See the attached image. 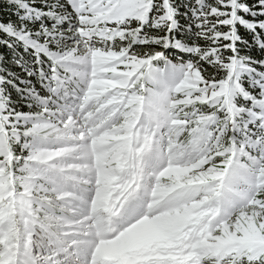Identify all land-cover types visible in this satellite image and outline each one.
<instances>
[{
	"label": "rangeland",
	"instance_id": "374dc122",
	"mask_svg": "<svg viewBox=\"0 0 264 264\" xmlns=\"http://www.w3.org/2000/svg\"><path fill=\"white\" fill-rule=\"evenodd\" d=\"M106 76L110 81L111 74ZM94 79L90 70L83 74L78 71L53 90L56 96L77 102L80 112V116L76 113L78 121L67 117V113H62L59 108L52 111L51 107L49 111L47 101L43 108L46 112L24 120L28 126L25 131L11 125L12 133L8 136L5 126L0 127V264H35L30 262V254L35 255L33 258L39 255L35 244L39 248L37 242L46 244L51 241L49 236L43 235L47 228L39 229L40 232H34L36 227L24 231L22 226H26L28 219L21 212L22 226H12L10 184L13 181L8 174L12 141L18 143L30 159L13 161L19 208L45 215L60 230L62 240L79 237L77 242L81 247L89 244L91 254L100 243L98 257L121 258L124 251L143 249L145 245H153L154 240L163 249L164 238L169 235L167 243L172 242L175 248L172 253L175 261L172 264H247L241 253L233 250L231 242L239 239L258 240L259 233L254 225H249L242 235H237L240 229L236 224L245 211L252 210L253 203L244 210L234 214L228 212L225 216V210L232 204L229 197L235 190L234 185L228 183L223 198L217 199L220 190L216 182L224 169L220 170V164L213 162L221 158L228 162L230 154L233 157L237 151L240 153L237 145L232 152L228 150L229 134L211 129L207 136L201 137L198 130L204 125L195 117L200 105L185 104L188 110L180 111L184 104L175 103L178 98L174 93L159 100L148 91L134 93L131 89L113 87L107 81L94 84ZM139 87L145 86L141 84ZM82 128L87 129L84 131ZM81 131H84L85 137ZM42 140H45V144L40 143ZM62 141L64 145L60 146ZM72 142L75 143L70 145ZM46 143L51 146L48 147ZM92 143L94 154L90 157L89 147ZM69 156L75 159L68 161L69 165L89 158L84 168L87 172L92 171L87 166L96 162L97 188L106 189V201L112 207L118 206L122 195L142 187V202L132 205L139 209V217L134 216V211L127 225L107 231V221L117 218L124 204L120 209L103 210L104 199L98 195L96 197H100L103 203L98 202L92 207L90 202L74 203L76 189L82 184L78 183L80 181L74 182L68 191L72 182L58 174L59 164L56 165L60 158ZM248 156L251 154L248 153ZM60 168L69 170L63 165ZM72 170L74 175L90 179L79 171V167ZM197 182L208 184L194 186ZM78 195L86 198L84 192H78ZM231 200L236 202L239 199ZM40 204L49 208L48 214ZM64 213L67 215L58 216ZM212 213L216 214L214 219H211ZM56 217L61 220L59 223ZM15 228L21 232L17 230L16 234ZM114 230H119L118 233L122 231L116 239L118 233ZM14 231L15 238L12 240ZM111 231L113 235L108 236L107 233ZM6 239L12 246L5 245ZM55 244L57 249L60 245ZM51 250L54 247L48 248V251ZM88 251L86 249V253L81 254L89 259ZM158 253L160 257L166 255ZM70 257L74 259L80 256L75 249L71 250ZM55 258L57 254H54ZM138 258L128 262L119 261L122 264H139ZM167 258L173 260L172 257Z\"/></svg>",
	"mask_w": 264,
	"mask_h": 264
},
{
	"label": "snow or ice",
	"instance_id": "6c2138e0",
	"mask_svg": "<svg viewBox=\"0 0 264 264\" xmlns=\"http://www.w3.org/2000/svg\"><path fill=\"white\" fill-rule=\"evenodd\" d=\"M2 2L0 127L26 119L42 93L90 70L94 84L200 105L201 137L215 129L264 139V0ZM249 225L258 240L238 251L247 264H264V200L242 214L237 235Z\"/></svg>",
	"mask_w": 264,
	"mask_h": 264
},
{
	"label": "trees",
	"instance_id": "16d2710c",
	"mask_svg": "<svg viewBox=\"0 0 264 264\" xmlns=\"http://www.w3.org/2000/svg\"><path fill=\"white\" fill-rule=\"evenodd\" d=\"M7 15H8V12L6 10V7L4 6L2 0H0V18L6 19ZM47 101L49 102V111H50L51 107H53V109H51L52 111H56L55 108H57L56 106L59 105V102L56 101V95H55V93L52 90L51 92L42 93L39 99H36V100L33 101L32 108L29 111L27 117L32 116V115H38L39 113L44 112L45 110L43 108L45 106V102H47ZM200 109L201 108L199 106V108L196 110V114H195V117L198 118V119H200V114H199L200 113ZM184 110H188V107H186L185 104L183 106V109H180V111H184ZM24 120L16 122L14 124L15 128L20 130V131H25L28 128V126H27V123ZM6 127L8 128L9 135H10L12 133V127L9 124H7ZM258 137L259 136H257V138L255 140H252L251 138H248L247 140H245V139H243L240 136L237 137V143L240 146H242V147H239V145L237 144V146H238V148L240 150V153L238 152L240 157H239V161H238L239 164H238L237 169H236L235 179H237L238 182L241 183V184L243 183L242 179H244V178H246L248 176H254L257 173L261 174L262 176H264V160H262L260 158L258 159L257 158L258 157L257 154L255 155L256 158L253 155L250 158V160L255 158L254 164H251L249 161L247 162L245 160H242V157H241V155H243V154L245 155V153H247L245 150H244V153L241 152V150L243 149V146H245L248 143L252 144V143L256 142V140H258ZM11 141H12V139H11ZM40 143H44L45 144V140H42ZM10 150H12L14 152V154L16 156V161L17 160H19L20 162H22V161H30V159L27 158L26 151L21 150L20 145H18V143H15L14 141H12V143L10 145ZM36 168L38 169L39 167H36ZM222 169H223V166H220V170H222ZM239 172H241L240 175H239ZM263 185H264V180H263ZM262 199H264V190H263L262 194L257 196L251 202H249L247 199H243V200L245 201V204H249V206H250V205H252V203H254L256 201H259V200H262ZM233 241L235 243L234 249L238 250L237 245H239V244H237L235 240H233ZM252 241H257V240H252Z\"/></svg>",
	"mask_w": 264,
	"mask_h": 264
},
{
	"label": "bare ground",
	"instance_id": "6f19581e",
	"mask_svg": "<svg viewBox=\"0 0 264 264\" xmlns=\"http://www.w3.org/2000/svg\"><path fill=\"white\" fill-rule=\"evenodd\" d=\"M128 205H130V203H128L127 206H128ZM127 209H129V206L127 207ZM134 209H135V210H134ZM134 209L131 211V214L135 211L136 213L134 214V216H136V218H137V216H139V209L136 208V207H135ZM131 214H130V216H131ZM128 220H129V219H128ZM128 220H126V223H127ZM131 221H132V220H131ZM131 221H130V222H131ZM130 222H129V223H130Z\"/></svg>",
	"mask_w": 264,
	"mask_h": 264
}]
</instances>
